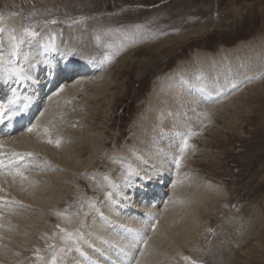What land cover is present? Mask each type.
<instances>
[{
  "label": "rangeland",
  "instance_id": "rangeland-1",
  "mask_svg": "<svg viewBox=\"0 0 264 264\" xmlns=\"http://www.w3.org/2000/svg\"><path fill=\"white\" fill-rule=\"evenodd\" d=\"M20 10L26 11L28 18L30 13L35 12L36 15L31 18L55 19L57 21L56 24L47 23L50 20L38 23L37 29L40 30L53 25H56L59 33L71 28H80L77 41L81 47L75 52L83 55L87 54L85 50L92 51L90 57L93 58L98 67L97 71H99L98 78L95 76L93 79L94 83L100 87L108 83L118 86L117 92H109L108 95L94 93L95 89L89 87L87 94L84 93L80 98L78 97L79 99L72 100V102L66 101L65 104L63 102L58 109L54 124L50 127L51 133L57 131L63 142L71 145L78 143L84 136L91 133H102L105 136V147L101 150L96 161V168L99 171L112 169L109 160H107L109 154L112 156L113 153L122 150L126 143L130 146L142 145L141 141L145 139L147 133L151 139L153 138L151 141L154 144H159L157 138L162 135L161 126L155 125V130L149 133L146 121V113L154 94H156L154 93L156 88L159 89L158 95L163 97L161 100L162 103L164 102L163 106L166 105V109L168 108L167 110L172 113L169 109L170 105L164 101L168 94L164 87L170 80L175 81L174 87L176 88L183 84L182 80L184 79L185 82L192 83L193 86H201L202 89L206 88V90L220 95L222 94L220 92L226 93L233 87L244 85L251 77L264 73V0H69V2L66 0H0V13L4 17L13 13L20 14ZM50 33L55 34L53 29H50ZM86 37L89 38L87 41L89 48H86ZM63 39L65 40L64 34L61 38L55 39L54 46ZM240 43L247 44L248 47H252L254 44L259 45L260 51L257 54L252 53L254 54L252 55L245 50L246 52L239 56L238 63L235 58H230L233 66L228 67V70L237 73L234 80L226 77L229 71L221 69L223 74L221 70L219 73L225 83H215L211 79L213 76H217V71H214L209 78L204 71L200 70L201 66L198 67L197 63L191 62L196 51L211 54H216L221 50L229 52ZM32 45H34V40L30 43L25 41L23 44L28 52H31L29 49L33 47ZM47 46L49 50L51 45ZM131 46L136 53L133 62L137 67L134 66L132 74L123 76L115 83L117 77L109 74L111 61L103 65L99 61L113 50L120 54V52H126ZM238 54L240 55V53ZM258 54L260 55L259 59L250 66L247 61ZM244 55L249 59L247 60ZM180 65H183V68H180L178 72L183 75V79L176 78L175 74H171ZM191 68L196 70L195 76L188 74ZM87 78L84 82L90 81V76ZM83 96L89 99L85 103L83 102L85 105H79L80 100L84 99ZM114 98L117 104L113 113L112 110L109 111L102 105ZM157 98L156 95L155 99ZM195 98L191 96L187 102L179 100L178 106L175 107V112L179 116L178 125L184 132L182 137L188 138L190 146L188 152L183 155L180 168L177 169L172 161L170 171L176 170L175 176L178 177V173H180V176L184 177L178 183L179 185L184 181H190L189 184L211 183L219 187L222 192L218 194L220 199L215 201L214 194H210L212 201L208 199L209 201L201 204L200 210L196 211V215H200L201 226L208 229H203L207 236L202 233L200 242H196L197 246L193 242L190 244L192 247L184 248L188 254L200 259L196 261H204L207 264H222L226 259L233 261L227 264H264V75L216 103H201L200 99L197 101ZM73 101L76 104H73ZM102 112H105L103 117L98 115ZM106 112L109 115L107 117ZM169 112L168 114H170ZM168 118L170 116H166L164 121ZM159 120L163 121L162 118ZM189 131L194 135L185 136V133L188 135ZM161 140L164 139L161 138ZM43 141L45 140L43 139ZM45 147L48 145L46 144ZM52 148L55 150L57 146H52ZM88 157L89 155L83 160ZM30 159L26 157L25 163L22 159L19 164L20 173L23 177H26L28 173L29 179L28 177L23 179L17 174H14L13 177L19 178L21 182L26 180L28 182L32 181L33 177H39L38 174L30 177L35 169L39 172L47 168V170H53L52 172L59 169V166L53 163V157L50 158L52 161L50 159V161H46L44 157H40L39 163L42 161L40 165L35 161V158ZM189 163L192 164V169L187 170ZM21 164H25L27 168L21 167L23 166ZM53 166H56V169ZM31 168L34 169L26 171L27 173L22 172ZM174 168L175 170H173ZM174 182L176 183L173 181L170 185L176 186L177 183ZM70 186L74 188L72 185ZM184 187H186L185 184H181L176 188V191L182 190ZM75 188L74 194H72L74 199L72 198L71 201L78 209L75 214L82 219L90 217L93 212H89L83 208V205L81 206V199H79V193ZM169 192V197L172 200L175 193L172 194L171 189ZM0 200L2 203L6 201L1 197ZM17 202L20 204L19 201L12 204L11 200L7 199V206L5 205L4 208L8 207L7 210L14 211L16 208L13 206L16 207L14 203ZM212 202L215 203L214 206H210ZM171 207L173 205L168 206L169 209ZM168 208L166 207L165 210H169ZM162 209L160 208V210ZM2 217L5 219L4 216ZM2 217L0 215V223ZM180 219L182 220V216ZM210 223L212 227L208 226ZM1 226L8 231L14 229L11 224L4 226L1 223ZM36 226L41 225L37 223ZM235 228L239 229L237 235H240L241 231L239 239L243 243L242 252L233 253V258L232 256L226 258L228 254L222 257L219 253H215L213 248H219L224 243L219 234L231 231L230 234L233 236ZM244 229L245 231H243ZM24 233L25 237L28 236L27 238L31 240L29 243L42 241V237H38L37 233L29 232L30 236L26 232H23V235ZM167 242L173 248L171 249L169 246L167 250L170 255L164 253L162 260L155 264H186L180 256L181 246L174 240L171 243ZM238 242L241 243L239 240ZM234 243H236V239L231 238L229 248H234ZM137 246L136 244V249ZM35 247L34 245L28 247L23 253L19 251L11 253V264H25V261L28 262L27 260L34 264L38 263L36 256L44 252H37ZM177 250L179 253L176 252ZM212 254L214 255L212 256ZM237 254L242 256L240 261L236 260ZM58 256L57 261L64 260L63 253H59ZM220 258L224 261H220Z\"/></svg>",
  "mask_w": 264,
  "mask_h": 264
},
{
  "label": "bare ground",
  "instance_id": "bare-ground-1",
  "mask_svg": "<svg viewBox=\"0 0 264 264\" xmlns=\"http://www.w3.org/2000/svg\"><path fill=\"white\" fill-rule=\"evenodd\" d=\"M66 2H69V0H66ZM27 21L28 17L26 11L20 10V14H10L8 17H5L3 26L6 30L15 29L17 33L19 29L25 26ZM55 28L56 29H54V33L58 35L64 34L65 40H59L56 46L53 47V54L50 52L47 54L46 52L45 43L49 38H51V33L50 30L45 29L36 38L34 45H32L33 47L29 49L31 52H28L26 47L23 49L24 52L27 51L28 56L25 59H22V56H20V61L16 62L17 66L26 67L23 71L29 76L28 80L15 81L14 79L0 78V87L3 86L4 82H6L7 87H10L12 91L13 89L16 90L18 103H27L28 107H30V110H33L32 107L34 108L37 106L36 117L33 122H30L26 126L17 130L12 137L8 136L7 138L0 141V161H3V166L0 167V197L1 199L5 198L11 200L12 204L16 201H19L21 204H18V202L14 203L16 206H13V208H16L14 211L7 210L8 207L0 208L1 217H5V219L2 217L1 223H3L4 226L6 224H11L12 228H14L13 231H8L2 226L0 227V263L11 264V253L17 251L23 253V251L33 245L36 246L35 248L37 250L39 249V252L48 254L44 255L45 258L46 256L48 258L50 250L49 246L55 245L57 250L65 247L71 248L70 252L63 253V263H61V260L57 261V264H90L89 260H87V257L93 258L94 260L97 259V256L94 254V248L101 251L110 260L115 261L116 264H127L130 260L128 259L129 255L133 253V249L136 246L134 238L137 234H139L144 239L148 238L150 242V245L149 242L147 243V246L144 245L145 251L139 253V263L144 260L146 264H155L159 260H162V255L168 252L167 250L170 246L167 241L171 243V241L174 240L176 244L178 243L179 246H181L180 251L177 250L176 252H180V256L186 264H191L189 262L188 253L184 247H192L190 244L193 242L195 243L194 245H196V242L201 240L200 236L202 233L204 236H207L205 235L206 232L203 231V229L206 227L204 228L201 226L202 223L200 221V215H196V211L198 212V210H200L199 207L201 204L211 200L210 194H214L215 201L216 199H220L218 198V194L222 192L219 187L214 186L211 183L205 185L200 183L189 184L190 181L185 182V179L181 184H185L186 187H184L182 190L176 191V188L181 185L178 183H180L181 179L184 177L180 176V173H178V177L175 176V168L173 169L175 170L174 172L170 171L171 162L174 161L175 157L180 155L179 148L182 146V135L184 134V132H182V128L178 125L179 116L177 115L178 113L175 112V107L178 106L177 104L179 100L187 102L191 96L194 98L196 97L195 99L197 101L201 100V103H209L197 95V91L202 89L200 88L201 86L196 87L193 86L192 83L185 82V80L182 78L183 75H180L178 72L180 68H183V65H180L178 69L174 70L171 74H175L176 78H182V82H184L183 84L180 83L181 85H178V88H176L174 87L175 81L170 80V82H168V84H166L164 87V90L166 89L165 91L168 93L167 97L164 96L166 97L164 101L167 103V105H170L169 109H171L172 113L167 110L168 108L166 109V105H164L165 107L163 106L164 102H161L163 97L158 95V88L154 90V93L156 94H154V98L149 104L148 111L146 110V121L149 127V133L150 131L152 132L155 130L157 125H160L162 128V135H159L158 138L156 137L159 140V144H154L151 141L153 138L151 139L148 133H144L145 137H143L145 139L141 141L142 145L139 144L136 146H130L126 143L127 145L125 144L122 150H118L117 152L113 153L112 156H110L109 163L111 164L112 169L108 172H101L98 168H96V161L99 154L101 153V150L105 147V136L102 133H91L84 136L83 139L78 143H72L71 145L69 143H64L57 131L55 133H51L50 127H52L54 124V119L56 118L58 109L63 102L64 104L66 101L72 102V100H76L78 97L80 98V96H82L84 93L87 94L89 87H93L95 89L94 93L98 92L99 95L102 93L108 95L107 93L109 92H115L116 89H118V86L113 85L114 83H108L103 87H100L94 83V77L99 74V71L97 70H94L95 72L92 74L89 73L84 76L81 74L77 75V73H75V75L71 74L67 70V62L70 61L81 64V60L85 59V57H90V53L92 56V51H90V49H83L86 51L85 53H87L83 54V57L76 54L77 52L75 51L81 47L80 43L77 41V34L80 33L78 31L80 28L77 27L67 29L63 33H59V29L57 27ZM4 34L7 35V31ZM3 37H5V35H3ZM85 40L86 48H89V43L87 42L89 38L86 37ZM4 43L8 45V40H6ZM245 50L249 51L250 54H257L260 51V46L254 44L252 47H248L247 44L240 43L239 46L234 47L232 50H229V52L221 50L216 54H211L196 51L192 56L191 62L197 63L199 65L198 67L201 66L200 70L204 71L209 78L212 76L214 71H217V76H213L211 80H213L215 83H221L224 82V79L220 76L219 71L221 69H226V71H229L230 69L228 70V67L233 66L230 58H235L237 60L236 62L238 63L239 56H241V53H245ZM3 53V64H0V68L8 67V60L10 58L9 51L5 50ZM238 53H240V55ZM72 54H74L75 58L71 57ZM135 55L136 53L133 51L132 46L129 47L126 52H120V54H118L113 50V52L108 55L111 57V64L109 65L110 73H108L117 77H115V83L118 82V79L122 78L123 76L133 73L135 66V63L133 62L135 58L133 59V57ZM259 57L260 55L258 54L251 59L248 58L249 61H247L248 59L246 58V61L248 64H250V66H252V64H254L257 59H259ZM188 74H194L195 76L196 70L191 68L189 69ZM88 76H90V81L84 82L85 78L88 79ZM236 76L237 73L233 72L232 70L226 74V77H229L232 80H234ZM191 79H193L192 76ZM49 80H53V83H51ZM29 81H33V84H31ZM42 86H44L43 93H41ZM156 95L158 96L157 99H155ZM218 95H212V100ZM10 96H8L7 93L5 99H8ZM115 98L114 100L109 99V101L103 104L102 107L107 108L109 111L112 110L114 113L115 105L117 104ZM88 99L89 98L84 97V99L80 100L79 105L84 104ZM69 102L68 104H71ZM73 104L76 103L73 101ZM71 107H73V105ZM168 112L170 114H168ZM103 113L105 112H102L98 115L103 117ZM107 115L108 112H106V117ZM166 116H170V118L164 121ZM159 118H162L163 121L159 120ZM29 127H34V131L29 132L27 130ZM45 129L48 130L47 133L45 132ZM178 133L180 135H178ZM185 136L188 135L185 133ZM161 138L164 140H161ZM43 139L45 141H43ZM49 140L52 142L49 143ZM57 140L60 141L59 145L56 144ZM46 144L48 147H45ZM51 144L53 147L57 146V149L55 148V150H53ZM188 148L185 152H188ZM14 153L19 155L14 156ZM28 153L31 155H27ZM88 155V159L83 160ZM26 157L27 159L35 158V161L38 163L40 162V157H44L46 161L50 158L52 159L53 157V163L59 166V169L57 167L58 171L56 172H52L53 170L50 171L51 169L47 170L48 168L43 171L40 170V172L39 170L36 171L35 169L32 173L33 175L30 177L36 176V174H38L39 177H33V179L30 178L32 181L27 182L26 180L24 182L22 181V183L19 178L13 177V175L19 171V164L22 159L24 162ZM114 162L121 164L123 167H117V165H114ZM40 164H42V161L39 163V165ZM48 164H50V162H48ZM24 166L26 165L24 164ZM191 166L192 164L189 163L187 170L192 169ZM53 167L56 169V166ZM22 169L20 170L22 171ZM32 169L34 168L29 169V171ZM129 169L132 170V175L127 176L126 179L125 177ZM26 171L27 170H23L22 172ZM136 175L148 180H159L160 183H163L164 189L170 184L171 181H176L177 183L176 184L174 182L176 186H172L171 193H175V198H173V196L171 201L165 203L163 199L153 200L150 202V204L152 202L154 204L148 210L140 209L143 208V206L135 207L139 210H142V212L144 211L146 214H149V220H146L142 216H137L135 213H133V211H128V205L124 204L121 199V197L124 194H127L129 191L132 193L135 192L134 184L138 182ZM105 177H108V179H105ZM193 178L194 175L192 176V179ZM81 179L87 181L88 186L83 184ZM113 184L116 185L115 188L112 187ZM70 185H72L74 188L76 186V191L82 195V205L85 210H89V212H91L88 208L89 203L91 202L97 206L98 212L92 213L90 217L83 219L78 218L75 213L71 215V211L76 208V205L72 204L71 202L72 198L74 197L72 195L74 194V188H71ZM84 191L88 193L94 192L91 197L95 202L87 200L83 194ZM130 192L128 193V196H130ZM108 193H111V195L109 196ZM172 205L173 207L169 209L170 207L168 208V206ZM214 205L215 203H210V206ZM166 207L169 210H165ZM160 208L162 210H160ZM3 209L5 211L1 212ZM56 213H63L71 222H66L63 215H57ZM181 216L182 220L180 219ZM52 218L56 219L57 225L60 227L68 231H72L74 236L79 233V235L83 237L82 239H78L76 241V243L80 245L82 251L84 252L83 256L76 251L73 241L69 240L67 244H65L64 233L57 232V226L56 224L53 225ZM155 221H157V225H155ZM37 223L41 226L37 227ZM211 225L212 224L210 223L208 226L212 227ZM153 226L156 227L155 232H151V228ZM127 229H132V232H128ZM237 231H239V229L235 228L234 234L232 233L233 236L230 234L231 231L228 233H225L226 231L220 233L219 236L224 240V243L221 247L219 246V248L214 247L213 251H215V253L217 252V254L219 253L222 257L228 254L229 256L227 255L226 258L231 256L233 258V253H237L239 251L242 252L243 243L241 239H239L241 231L240 235L236 234ZM243 231H245V229ZM23 232L28 233V235L30 234L29 232L34 234L37 233L38 237H42L40 238L43 242L38 241L37 243H29L31 240L27 238L28 236L25 237V233L23 235ZM231 238L236 239L234 248L237 250L231 247V249L229 248ZM238 240L241 243H239ZM5 245L6 247H4ZM140 245L143 246L142 243ZM44 253H41V255ZM141 253H143V255H141ZM213 255L214 254H212V256ZM136 257L137 255H135V258ZM235 257L237 261H240L242 258V256H239L238 254ZM27 261V263L25 261V264H34L32 261ZM220 261L224 260L221 259ZM228 262L231 263L233 261H231V259H226L223 263H221L227 264ZM39 264H41L40 261ZM95 264L109 263H100L99 261L95 262Z\"/></svg>",
  "mask_w": 264,
  "mask_h": 264
},
{
  "label": "snow or ice",
  "instance_id": "snow-or-ice-1",
  "mask_svg": "<svg viewBox=\"0 0 264 264\" xmlns=\"http://www.w3.org/2000/svg\"><path fill=\"white\" fill-rule=\"evenodd\" d=\"M12 15H16L15 13H13ZM36 13L32 12L29 14V23L23 27L22 31L17 35L16 30L15 29H5V27L3 26L4 24V15L2 13H0V64H3V48H4V39H3V34L7 31V39H8V45H9V60H8V67H4V68H0V78H4V79H14L15 81H26L29 79V76L26 75L23 71V69L19 66H17L16 64V60L15 58L19 55L20 50H21V45H23L25 43V41H28L29 43L33 40H35V38L39 35V33L36 31V28L38 27V23L35 21L31 20L32 16H35ZM47 23H51V24H56L57 21L55 19L48 21ZM97 40H99V37H97ZM111 57L110 56H105L102 60L99 61V63L101 65L105 64L106 62H110ZM17 95H16V90L13 89L12 91V95L8 98V103L5 106V112H9L10 111V115L8 116V119H12L13 116L18 115L19 111H23L28 107V104L25 103L23 105L22 108H20L19 110H15L12 109L10 110L9 106L12 105H16L17 103ZM4 113H0V123H3V117ZM206 115V114H205ZM29 132L34 131V127H29L27 129ZM47 129H45V132L47 133ZM178 135H180L178 133ZM194 135V133H191L189 131L188 136ZM49 143H51L52 141L49 140ZM60 141L57 140L56 144L59 145ZM190 145L188 144V138L187 137H182V146L179 148V153L180 155L178 157L174 158V163L177 167V169L180 168V164H181V160L183 158V155L185 153V151L187 150V148ZM14 156L19 155V154H13ZM27 155H31L30 153H28ZM3 166V161H0V167ZM17 175H21L22 173H20L19 171H17L16 173ZM132 175V170L129 169L127 174H126V179L127 176ZM23 179H27V177H23ZM105 179H108V177H105ZM113 188L116 187V185H112ZM108 195L110 196L111 193H108ZM89 207H94V205L90 202L89 203ZM57 215H63L65 218V221L70 223L71 221L68 219V217L66 215H64L63 213H56ZM57 227H59V225H57ZM128 232H132V229H127ZM60 232L64 233V240H65V244H67V242L69 240L73 241L76 251L78 253H80L82 256L84 255V252L82 251L80 245L78 243H76V241L78 239H82L83 237L79 235V233H77L75 236L73 234L72 231H68L64 228H60ZM136 244H144L145 246H147V240L144 239L142 236H140L139 234L136 235V237L134 238ZM49 257L45 258L43 256L37 255L36 259L37 261H40L41 264H57V259H58V255L59 253H67L71 251V248H60L57 250L55 245H50L49 246ZM37 252H39V249L37 250ZM141 255H143V253H141ZM90 264H95L94 261H90ZM137 264H139V262H137ZM192 264H195V262L193 261Z\"/></svg>",
  "mask_w": 264,
  "mask_h": 264
}]
</instances>
